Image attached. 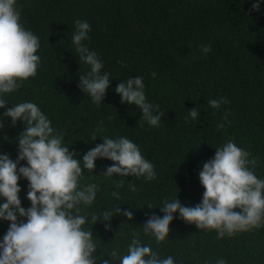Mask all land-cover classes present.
Instances as JSON below:
<instances>
[{
	"label": "trees",
	"instance_id": "16d2710c",
	"mask_svg": "<svg viewBox=\"0 0 264 264\" xmlns=\"http://www.w3.org/2000/svg\"><path fill=\"white\" fill-rule=\"evenodd\" d=\"M255 2L17 0L23 26L39 38L40 64L35 77L6 95L9 107L26 101L37 104L53 128L64 134L66 146L78 154L77 159L82 160L103 137L125 136L154 165L156 179L151 182L105 177L113 163L107 159H97L93 173L84 171L81 185L96 183L100 191L92 206H81L82 214H99L117 206L133 212L132 221L114 216L111 231L101 223L86 224L93 227L97 264L109 259L114 248L126 254L132 232L153 213L162 215L159 208L147 209L148 204L159 207L165 197L177 195L184 206L199 204L204 192L199 172L227 139L258 158L256 175L264 179V0L258 11L253 10ZM76 19L91 26L85 43L101 58L102 71L110 74V87L99 106L78 88V75L90 68L79 61L71 44ZM202 45H210L211 52L203 54ZM152 72L157 73L155 78ZM136 76L143 78L148 102L158 104L165 113L158 127L139 122L140 110L121 104L115 93L118 83ZM221 97L229 103L219 109L208 106L210 99ZM197 106L199 118L186 122L187 111ZM4 111L0 109V115ZM226 111L228 117L223 120ZM221 123L223 129L218 128ZM10 124L9 119L0 125L4 127L0 154L15 160V140L25 125ZM98 126L104 131L92 141ZM119 180L124 181L121 188H117ZM132 181L135 192L129 190ZM19 186L22 206L28 208V182L21 178ZM113 191L119 192L120 200L112 196ZM169 227V239L159 246L142 231L140 239L162 258L171 255L175 264H215L220 257L228 264H264V227L223 240H217L214 231L185 223L178 214ZM7 228L8 222L0 221V242Z\"/></svg>",
	"mask_w": 264,
	"mask_h": 264
},
{
	"label": "clouds",
	"instance_id": "9594fccd",
	"mask_svg": "<svg viewBox=\"0 0 264 264\" xmlns=\"http://www.w3.org/2000/svg\"><path fill=\"white\" fill-rule=\"evenodd\" d=\"M259 8L260 0H256L253 10ZM74 29L71 44L79 61L90 68L85 75H78V88L99 106L110 87V74L102 71L101 58L85 43L89 40L91 26L76 19ZM39 48L38 36L21 22L17 0H0V109H5L0 115V125H5L9 119V127H15L17 122L25 125L15 140L16 159L0 154V221L8 222L0 242V264H97V257L93 255L98 250L93 227L86 228V224L101 223L106 231H111L114 216L122 215L125 222L132 221L133 212L117 206L99 214H82L81 206H92L100 191L96 183L81 185L84 171L93 173L97 159H107L113 163L106 168L105 177H135L151 182L156 179V172L139 146L125 136L103 137L102 143L89 149L80 160L76 158L78 154L66 146L64 134L53 128L37 104L26 101L9 107L6 95L36 76ZM199 50L208 54L212 49L210 45H202ZM120 63L124 66L123 61ZM150 75L155 78L157 73ZM115 93L121 98V104L140 110L139 122L159 126L165 113L158 104L148 102L142 77L121 81ZM227 103L229 101L221 97L210 99L208 106L219 109ZM199 116L197 106L187 111L185 120H197ZM227 117L226 111L222 119L227 120ZM224 127L223 123L218 125L220 129ZM103 131V127L98 126L92 141L96 140V133ZM214 150V157L205 162L199 172L204 189L201 202L194 207L184 206L177 195L165 197L159 207L148 204L147 209L159 208L162 215H150L142 227L132 232L126 254L121 255L119 249L114 248L102 264H113L117 260L119 264H175L171 255L162 258L150 245L142 244L140 232L154 238L159 246L169 239V226L176 214L199 230L214 231L217 240L264 227V179L256 175L258 158L238 147L231 138ZM21 178L28 182L25 197L30 202L28 208L22 206L20 198ZM123 186L124 181L119 180L117 188ZM129 190L136 191L133 181L129 183ZM112 196L121 199L118 191H113ZM215 264H228V261L220 257Z\"/></svg>",
	"mask_w": 264,
	"mask_h": 264
}]
</instances>
